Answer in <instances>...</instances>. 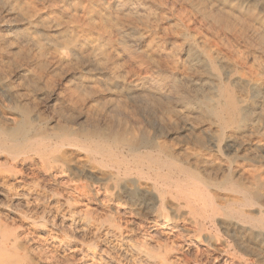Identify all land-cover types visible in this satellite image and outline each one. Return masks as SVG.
Segmentation results:
<instances>
[{"label":"bare ground","instance_id":"bare-ground-1","mask_svg":"<svg viewBox=\"0 0 264 264\" xmlns=\"http://www.w3.org/2000/svg\"><path fill=\"white\" fill-rule=\"evenodd\" d=\"M138 6L136 0H46L44 4L36 0H0V9L10 16L0 21V82L15 103L14 107H9V103V108H0V264H72V252H68L71 249L63 243L64 239L69 233L75 236L74 232L86 235L95 222L87 217V206L93 197L88 181L70 187L77 193L73 200L86 205L84 209L73 207L71 199L64 196L63 177L72 176L75 169L89 175L99 186L95 192L106 199L119 190L127 198V207L118 211L113 220L114 229L108 228L100 235L106 243L116 241L109 248L104 246L109 252L108 261L99 257V263L95 255L93 264H112L114 256L130 264H249L230 254L221 237L209 230L208 224L214 226L223 218L227 206L240 219L225 222V233L235 241L236 248L253 255L250 264H264V245L258 240L264 235V216L254 218L240 205L230 207L232 201L249 204L264 198V174L246 161L236 169L219 161L210 151L193 145L195 136L186 135L169 143L170 140L150 135L140 118H136L137 122L125 105V95L134 97L138 107L148 112L163 96L177 102L186 97L191 100L194 114L207 117V121H222L241 109L231 90L209 71L218 62L211 57L213 53L200 62V56L188 43L183 58L184 75L181 79L175 77L174 71L181 68L175 64L173 73L167 76L164 58L160 56L171 60L174 54L166 52L161 42L149 40L141 24L154 12L144 8L141 13ZM201 6L202 14L213 22L228 26L237 20L235 12H229V7L221 2L212 0ZM250 16L251 20L260 21L255 13ZM137 42L143 43L142 50L136 49ZM204 51L208 52L206 48ZM221 62L230 66L227 61ZM60 72L67 74L65 82L58 81ZM259 72L264 73V64L259 65ZM132 74L137 80L130 83ZM101 75L108 79L105 90L96 81ZM241 79L243 88L259 89L257 80L247 75ZM183 86L187 91H182L188 95L180 94ZM214 88L217 91L213 94ZM169 90L171 93L166 94ZM43 95L47 101L41 107ZM149 95L159 97L152 101ZM248 110L251 119L244 124L245 131L231 135L232 144L238 147L248 144L247 132L258 133L264 123L262 109ZM163 118L152 120V124L161 126ZM207 121L203 120L204 126L209 124ZM234 172L237 178L231 177ZM254 210L251 214L256 213ZM120 242L125 245H116Z\"/></svg>","mask_w":264,"mask_h":264},{"label":"rangeland","instance_id":"rangeland-1","mask_svg":"<svg viewBox=\"0 0 264 264\" xmlns=\"http://www.w3.org/2000/svg\"><path fill=\"white\" fill-rule=\"evenodd\" d=\"M36 1L39 4L46 3V0H36ZM136 1L140 3V6H138L137 8H138V10L141 13H143L142 11L144 10V8H148V9H150V10H152L154 12L153 17L150 18L151 20L149 19L145 23L141 24V28L143 29L144 33L148 36L149 40H156V41L161 42L162 45L166 48V52H172L174 54V57L171 60L165 59V56H160V58H164L163 59V61L165 63L164 69L166 70L165 73L167 74V76H170L171 75V72H172V69L171 68H173V66L175 64H179L181 66V68L179 70L174 71L175 77H178L179 79H181L182 76L184 75V71H183L184 70L183 69V58L185 57V50L187 49L186 45H188V43H190L192 45L191 46V49L193 50V52L196 53V54H198L200 56L199 57L200 62H204L203 58L205 59V57H208V59H209V57L213 53L211 57H214V59L217 60L218 62H216V64H214V68L209 69V71L214 74V76L222 83V85H224L225 87H228L231 90V92L233 93V95H235L234 97H235L236 101L238 102V104L240 105V108L243 109V110L240 109V111L237 112V113H235V115L234 114L232 116L229 115L230 117L227 116L226 117L227 120H226V118L224 120H222V121H216L214 118L212 120H210V121L208 120L209 121V124L206 125V126H204V124H205L204 122L207 121L206 120L207 117L206 118H201V117L196 116V114H194V112L191 110L192 109L191 100L189 98L184 97L185 99L183 101L177 102V101L169 98L166 95L168 92L171 93L172 90H169V91H166L165 92L166 94H164V95H166V96H163L162 97L163 99L161 98V100L155 101L156 106L153 107V109H151V110L149 109L148 112L140 109L141 108L140 106L138 107V105H140V104L137 102V100L134 97H130V96H126L125 95L123 100H125V102H126L125 105L128 108V110L130 108V112L134 114L133 117H135V119L136 118H138V119L140 118L139 120H140V123H142L143 128L147 132L150 131L149 132L150 135L159 137L161 140H165L167 142H169V140H170L169 143H172V141L175 139L173 141V143H175L181 137H184L186 135H189L191 137L195 136V137H193L194 141L192 139L193 145L195 143V145H196V147L198 149H200V150L205 149L203 151H206V152H209L210 151L209 154H211L215 158H218L219 161H222L223 160L226 164H228L229 166H231L234 169L238 168L242 164H245V161H246V164L252 165L255 168V170H257V171H259V172H261V173L264 174V168H263L264 167V145H263L264 144L263 143L264 142V123L262 124V126L259 129V132L258 133L254 134V135H250L251 133L249 134L247 132L248 135L246 134V140H247L248 144H246V146L245 145L241 146L244 150L241 147H238V146L232 144V141H231V135L232 134L237 133V132H244L245 131L244 128H243V126H244V124L246 122H248L251 119V117H250L251 115L249 114L250 111L248 110V107H253L256 110L258 109V111L261 110V109L264 111V91H262V90H264V78H263L264 77V73L261 74L259 72V65L264 64V59H263L264 58V15H263L264 14V4H263L264 3V0L263 1L262 0H246V1L245 0H240V1L239 0H213V2L214 1L221 2L222 4L225 5V8H227V9L229 7V9H230V10L228 9L229 12H231V13H234L235 12V14H233V15L236 17L237 20L231 21L232 23H230V25H228V26L227 25H224L222 23H219V22H213L212 19H211V17L210 18H207L206 14H204V15L202 14L203 13L202 12V9H203L202 7L203 6H201V3L202 4H209L212 0H195V1L194 0H136ZM169 1H170V4H169ZM190 4H192V5H190ZM185 6H188V8L185 7ZM199 7H201V9ZM207 10H209V8ZM251 12L255 13L256 16H257V19L259 18L260 21H258V20H251L250 19L251 18V16H250V13ZM258 12H260V14ZM238 14H239V16H238ZM8 15H9L8 12H6V11L3 12V10H1L0 11V21L2 22V21L7 20L8 17H10ZM245 18H246V20H245ZM252 22H254L255 24L252 23ZM238 23H240V24H238ZM201 25H202V27H201ZM241 25H243V26H241ZM225 26L227 28H225ZM238 28H241V29H238ZM242 30H243V33H242ZM246 31H247V33H246ZM191 32H192V34H191ZM179 33L182 36L179 35ZM195 34H197V35H195ZM252 34H254V35H252ZM225 35H228V37L227 36L225 37ZM249 36H251V37H249ZM252 36L255 37V40H254V37H252ZM242 37H243V39H242ZM244 37H245V39H244ZM248 37L250 39H248ZM248 41L249 42L251 41V42L249 43ZM256 41H258V43ZM201 42H203V43H201ZM246 42H247V44H246ZM212 43H213V45H212ZM200 44L202 46H200ZM168 45H169V47H168ZM248 45H249V47H248ZM135 47H136L137 50H142L144 48L143 43H140V42H137L136 45H135ZM203 47L206 48V50H208V52L207 51H204V48ZM250 47H252V48H250ZM140 48H142V49H140ZM239 49L241 51H244L245 54H244V52L242 53ZM252 53H254V55H252ZM201 54L202 55L204 54L203 57H201L202 56ZM242 56H244L245 58L244 57L242 58ZM225 58H226V60H225ZM255 58H257V59H255ZM221 61H224V62L227 61L230 66L222 63ZM245 61H246V63H245ZM237 62H239V63H237ZM234 64H236V67H235ZM243 64H245V65H243ZM256 65H257L258 68L256 67ZM242 66H244V67H242ZM219 68L221 69V71L219 70ZM226 68H227V70H226ZM228 68H229V70H228ZM248 68H249L250 71L248 70ZM242 69H244V72L246 70V73H244L242 71ZM255 69H256V71H255ZM219 72H220V74H219ZM82 73L88 75L86 71L85 72L83 71ZM65 74H66L65 72H60L59 75L57 76L58 81L60 80V82H65V76L67 77V74L66 75ZM254 74H256V75H254ZM244 75H247L248 77H251L252 79H254V81L257 80L259 82V89H256V88L245 89V88H243L242 85H241L242 84L241 83V81H242L241 78L244 77ZM227 79H229V80H227ZM238 79L239 80L241 79V80L238 81ZM61 80H63V81H61ZM67 80H68V78H67ZM136 80H137V76H135L134 74H132V75H130V77L128 79V82L131 83V82L136 81ZM231 80H234V81H231ZM96 81H97L100 89L105 90L107 88V86H108V79L104 75H101L100 78H97L96 79ZM236 81H238V82H236ZM226 82H228V83H226ZM231 82H232V84H231ZM0 88H1V90H0V96L2 97V98L0 97L1 98L0 99V108L1 109L2 108L3 109H6V108H9V107H14V105H15V103H13L14 101H12L10 99L9 92L6 91L7 88L1 82H0ZM120 89L121 88H119V90ZM183 89H185L187 91V88L183 86V87H181L180 94H182L183 96L188 95V93L185 94L182 91ZM164 90H165V88H164ZM216 91H217V89H215V88L212 89L213 94ZM238 91H240V92H238ZM249 91H250V93H249ZM241 95H243V96H241ZM45 96H46V94H45ZM45 96L44 95L43 96H40V102H41L40 105H41V107H44L45 104H46V101L47 100L44 101V99H46ZM158 97H159V95L152 96V97L149 95V98L152 101L155 100ZM242 98H244V99H242ZM5 100H6V103H5ZM129 102H131V103H129ZM8 104H9V107H7ZM157 104H158V107H157ZM170 104H171V107H169ZM183 105H184V107H183ZM178 109H180V110H178ZM134 110H135V112H134ZM138 111H140L139 113H141L142 116L138 113ZM172 111H173V113H172ZM158 113L160 114L161 117H159V114ZM167 114L169 116H171V117L167 116ZM141 117H143V118H141ZM162 117H165V118H163L164 121H163V124L161 126H157L156 124H152V123H154V121H152V120H154L156 118H162ZM242 117H243V119H242ZM179 118H181V119H179ZM189 118L191 120H189ZM228 118H229V120H228ZM230 118H232V119H230ZM138 119H136L137 122H139ZM184 120H185V122H184ZM203 120H204V122H203ZM174 121H177V122H174ZM215 121H216V123H215ZM191 122L194 123V124H192ZM149 125H151L152 127L149 126ZM173 125H175V127ZM178 125H180V126H178ZM181 125L183 126L182 127L183 130H182V128H180ZM175 129H176V131H174ZM260 130H262V131H260ZM186 131L188 133H186ZM191 133H192V135H191ZM177 136H179L178 139H177ZM204 136H206V137H204ZM196 137H198V138H196ZM252 137H254V138H252ZM211 139L213 140V142H212ZM197 142H199V143H197ZM202 143H203V145L205 144L206 146L205 145L203 146ZM252 143H254V144H252ZM226 145H228V146L226 147ZM209 148H212V149L209 150ZM250 150H251V152H250ZM252 152H254V153H252ZM224 157H225V159H224ZM239 157H240L241 160L240 159H237ZM249 157H251V158H249ZM250 159H251V161H250ZM252 159H254V160H252ZM236 160H238L239 162L236 161ZM236 164H237V166H236ZM255 165L257 167L259 166L258 169H257V167ZM260 165H262V166H260ZM73 169H75V168H73ZM78 172L79 171H77V169H75L74 172H73V174H72V176L71 175L64 176L63 178H65V179H63V180H65V181H63L61 188L64 190V196L65 197H69L71 199L70 200V203L72 204L73 207H75V208L77 207V208H80V209L81 208L84 209L86 207V205H80V204H78L79 202L73 200V198H75V197L77 198V193L75 191H73L72 188H70V187H73L74 184L79 183V182L87 184V181H88V184L87 185L93 191V197L89 201V204L90 205L88 204V206H87V208L88 207L90 208V214H88L87 217L88 216L89 217H92L93 218V221H95V222L93 223V225L91 226L90 230L88 231V233L86 235H82V233L74 232L76 235L75 236H72L71 233H69V237L65 238L64 241H63V243L65 245H67V247L69 246L68 248L71 249L68 252L69 253L72 252L69 255L70 258H71V263L72 264H82V263H85V262H87L88 264H93L94 263L93 256H95V255H96L95 256L96 261H97V258L99 259V257L101 259L103 258V260H105L107 258L106 261H108V256H109L108 253L109 252L107 251L108 250L107 247H105L106 248L105 249L104 246H106L105 244H107L108 245V248H109V247L115 245L116 241H113V242H115L114 244H113V242L112 243L111 242L110 243H106V241L104 242V240L102 239V237L100 235H103L104 234L103 232L107 231L108 228H109V230H113L114 229V227L112 226L113 220L118 216V213H117L118 211H121V210H123L124 208L127 207V198H126L125 194L122 191L119 190L120 192L119 191H116L115 195L112 196L110 199H106L103 194L101 195L100 193H96L95 192V188L96 189H99V186L96 183H94L95 181L92 180L89 177V175L86 177V176L80 174V172L79 173ZM69 177H70V179H69ZM231 177L237 178L236 172L232 173ZM70 180L72 182H74V183L70 182ZM91 183H92V185H91ZM101 191L103 192V189L102 190L100 189V192ZM98 197H99V199H98ZM119 198H121V202L120 203H118ZM102 199L105 200V201H103ZM95 200H96V202H95ZM98 200H100V201L98 202ZM263 201H264V198H259V199L253 200L249 204H242V203L239 204L237 202L235 203V202L232 201L230 204H233V205H231V206L229 205V206L230 207L234 206V208H235L236 206L238 207L240 205L239 208H241L245 212L248 210L249 211V212L247 211L248 214H250L254 218H256V217L258 218V217L264 216V212H263L264 211V206H263L264 205V202ZM85 203H87V201H85ZM252 203H254V204H252ZM252 206H254V208H251ZM257 206H258L259 210H258ZM101 207H102V209H101ZM115 208L117 210H115ZM226 208L228 209V206ZM227 209H225L223 211V215L221 216L223 218H219L218 221L216 222V224L214 226H211L210 224H208V226H210L209 227V230L211 229V231L213 232V234L215 236H217L218 238L221 237L220 238L221 242L224 243L223 244L224 246L226 245V249L228 250V252L230 254L234 253L236 255V257L238 256V257H240L242 259V261H244L245 263H249L250 264V263H252L254 261V259H252V258H254L253 255L248 254L245 251L242 252V250L236 248L237 245L235 244V241L232 239L231 236H229V235H227L225 233V228H224V223L225 222H227V221H229L231 219L232 220H235V219L238 220V219H240V218H237V214H235L233 211L231 212L229 209L228 210ZM112 210H113V212H112ZM252 210H254V212H256V213L251 214ZM110 212L112 214H110ZM227 212L228 213L230 212L229 215H228ZM92 214H94V215L92 216ZM98 215H99V217H98ZM233 215H234V217H233ZM225 217L227 218V220H226ZM100 220H102V221H100ZM219 220H220V222H219ZM221 223H222V225H221ZM219 225H221V226H219ZM217 227H218V230H217ZM90 232H92L93 234L90 233ZM98 235H99V237H98ZM83 238H84V240H83ZM258 240H259V242H261V244L264 245V235L263 236H260L258 238ZM99 243H101V244H99ZM120 244L122 246L125 245V243L123 244V242L117 243L116 245H119L120 246ZM73 247H75V248H73ZM79 247H80V249H79ZM83 251H85V252H83ZM238 253H240V254H238ZM72 254L74 256H72ZM75 256L77 257V261L80 258V260L78 262L76 261V257ZM110 261L112 262V264H115V263L116 264L117 263L118 264H130L126 259L120 258V257H117L116 258V256H114L112 258V260H110ZM97 262L100 263V261H97Z\"/></svg>","mask_w":264,"mask_h":264}]
</instances>
